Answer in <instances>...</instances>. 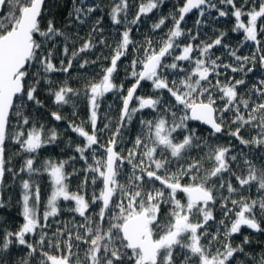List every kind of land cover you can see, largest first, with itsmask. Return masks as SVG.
I'll use <instances>...</instances> for the list:
<instances>
[{
    "label": "snow or ice",
    "instance_id": "1",
    "mask_svg": "<svg viewBox=\"0 0 264 264\" xmlns=\"http://www.w3.org/2000/svg\"><path fill=\"white\" fill-rule=\"evenodd\" d=\"M166 2L139 0L131 20L128 15L134 5L130 0L112 4V24L117 31L119 25L126 26L112 48L109 65L102 68L103 75L85 86L91 130L84 121H69L68 128L83 140L74 148L78 157L47 158L36 166L38 151L57 143L60 136L55 127L46 129L25 114L30 103L37 109L44 107L38 97L41 84L46 85L54 104H69L70 95L78 96L80 90L70 87L66 80L54 86L52 74L69 73L74 60L97 43L111 46L103 38V17L92 21L88 39L79 48H75L78 32L66 30L74 24L82 27L92 18L99 5L90 0H71L66 25L61 27L52 18L42 25L50 11L48 0H0V185L6 172L13 179L19 173L29 175L20 181L24 222L16 231L0 229V264H14L11 249L17 244L27 253L16 264H264V247L258 252L252 249L250 235H244L238 244L232 242L244 227L264 233V195L252 198L242 192L255 187L264 193V166L258 167L243 151L252 146L257 153L264 149V78L246 87L245 92L239 91L247 85L246 77L254 71L257 58L264 69V0H184L183 4L177 0L173 10L167 16L161 14L151 26L155 32L168 19L173 22L160 38L159 48L152 39L138 47L131 38V25H138L141 17L159 11ZM56 6L61 5L57 2ZM212 9L217 12L214 19L229 14L234 18L231 31L243 36L235 48L223 43L228 35L225 31L211 42L193 44L205 23L201 17ZM194 10L198 14L195 35L193 29L181 27ZM94 33L100 35L98 41ZM181 37L188 43L182 44ZM58 43H62L67 58V63L60 59L59 66L53 62ZM249 43L255 51L238 55ZM130 46L134 54L125 73L134 82L123 94L124 84L117 85L114 75ZM217 46L226 49L238 67L221 63L219 56L213 58L212 50ZM100 59H84L79 67ZM221 69L241 73L242 78L226 77L222 82ZM142 82L150 84V94L137 95ZM112 92L120 94L122 104L115 131H111L113 121L107 113L104 118L108 123L103 128L97 126L100 101ZM145 109L154 115L139 119L140 130L129 142L130 147H125V129ZM51 117L55 121L66 119L59 111L51 112ZM193 122L207 126V135H201ZM242 130L256 134L245 139ZM105 131L111 135L101 143L99 136ZM225 131L238 145L231 140L227 144L213 142ZM7 141L19 145L15 155L27 154L19 172L7 167L11 162V157L5 158ZM238 146L240 151H236ZM77 158L83 161L82 168L75 167ZM257 158L264 159V155ZM241 159L246 172L237 174L233 164L238 168ZM69 164L71 172L66 171ZM43 173L49 176L51 192L41 217V189L31 176ZM81 173L76 190H71L69 178ZM61 201L72 206L61 208ZM218 202L222 214L219 221L213 214ZM94 207L98 211L93 212ZM62 211L73 213V219L55 220L57 227L49 234V218L58 217ZM76 215L81 222H75ZM28 236L39 238L29 240Z\"/></svg>",
    "mask_w": 264,
    "mask_h": 264
},
{
    "label": "trees",
    "instance_id": "2",
    "mask_svg": "<svg viewBox=\"0 0 264 264\" xmlns=\"http://www.w3.org/2000/svg\"><path fill=\"white\" fill-rule=\"evenodd\" d=\"M57 2L60 7H57ZM91 3H95L99 5V8L94 13L92 18L86 21L84 26H67L66 30L69 33L75 34L78 32L79 39H77L75 43V48H79L84 40L88 39V32L91 31L92 21L98 17H103L101 20L100 27L103 28V38L106 39L108 45L111 47H104L97 43V46L91 49L88 53H82L76 60L73 62V67L69 69V73H57L52 74L51 78L56 82L54 86H58L61 82L67 81L68 85L74 89H79L80 94L78 96L70 95V103L67 105H56L53 103V98L48 95L46 90V85L41 84L40 89L38 91V97L44 102V107L37 109L31 103L28 108L25 110V114L28 115L32 120H35L38 123L44 124L47 128L55 127L57 131L60 133L57 143L45 145L42 149H40L37 153L39 163L47 158L52 159H68L70 156H77L78 154L74 151L75 145L78 143H83V140L78 137L74 132H72L68 128L69 121L79 124L81 121L85 122V127L90 131V125L87 124L89 118V105L88 100L85 95V86L92 79L99 80V78L103 75L102 68L107 67L110 63V57L112 55V48L115 47L116 43L119 41L120 36L119 32H122L125 28V24H121L118 26L119 31H117V26L113 25L109 16V12L111 10V6L113 3L117 2V0H90ZM131 4L134 5L129 12L128 19L131 20L135 15L136 10L138 9L139 0H130ZM177 0H167L165 4L162 5L159 11H153L151 14L147 16L141 17V20L138 25H131L132 32L131 38L137 42V46H143L146 39H152L154 46L158 49L160 46V38L164 37L167 33L168 29L172 27V20L168 19L164 26L157 31H152V24L156 22L161 14L167 16L168 13L173 10L174 4ZM179 4H183L184 0H178ZM239 6V4L237 5ZM48 7L50 11L44 17L42 25H46V22L49 18L55 20L57 27H61L66 25V16L67 12L71 7V0H48ZM226 10L231 13V8L228 7ZM197 12L194 10L192 13L186 15L185 21L182 22L181 27L185 29H193V35L196 34L195 20L197 19ZM217 16V12L215 9L210 10V14L206 13L204 17H201L205 21L204 24L199 27V36L193 44H199L201 41L211 42L214 40L220 31H225L228 33L226 38L223 40L224 44H228L231 47L235 48L239 42L243 39L242 34L234 33L231 31L235 20L229 14L228 17L214 19ZM246 19V18H245ZM215 30V31H214ZM96 40L98 41L101 37L99 34L94 33ZM264 39V37H261ZM62 39V38H61ZM180 42L182 44H187L188 39L185 37L180 38ZM51 47V45H49ZM214 56L220 57L221 63H231L234 67H238V64L226 54V49L221 46H217L213 50ZM255 51V46L249 43L247 46L242 47L238 55L244 56L249 55L251 52ZM133 49L130 46L129 54L126 57L121 58L118 61V71L114 75V82L119 85L121 82L124 84V93L126 94L127 88L131 86L134 82L131 78L126 76L125 67L130 64L131 59L133 58ZM142 55L141 53H138ZM176 54H179L178 52ZM70 55V53H69ZM101 57L100 60L95 64H89L85 68H80L79 64L83 62L84 59L88 60H96L97 57ZM103 57H108L109 59H103ZM65 59V63H67V58L63 56V45L62 43H58V47L55 49L53 62L59 66L60 59ZM170 59L168 62H170ZM187 65V62H184ZM250 66V65H249ZM130 71V69H129ZM224 75L221 78L222 82H224L226 77H234L235 79L242 78L241 73H232L231 70L221 69ZM264 78V69H261L259 64V59L257 58L256 66L253 72L249 73L246 77L247 85L239 89L241 92H245L246 87H250L252 83H255L259 79ZM142 87L138 89L137 95H148L151 93V88L149 83L142 82ZM167 96V92L164 93ZM120 94L117 92L109 93L105 96L104 99L100 101V109H99V117L98 120V128H103L105 123H108V120L105 119V114L107 113L113 123L111 125V131H115V122L119 119V111L122 107ZM253 99H258L255 95H253ZM133 106H135V102H133ZM59 111L62 116L66 117V119L62 121H55L51 117V112ZM75 113V115H73ZM154 113L151 110L145 109L142 113H138L136 117H134L132 124L125 129V137L126 143L125 147H130V141L134 139L135 135L140 130L139 119L144 117L146 119L152 118ZM193 126L198 127L199 133L201 135H207L208 130L203 126L194 123ZM255 132H249L247 130H242V135L245 139H250L251 136L255 135ZM111 135L110 131H105L103 134L99 136L101 143H106ZM231 140V143L234 145H238V141L234 138H230L227 135V131H225L224 135L219 136L217 140L213 142H219L223 144H227ZM6 153L5 158L11 157V162L7 164L8 168H12L14 171L19 172V169L23 163V160L26 158V153H21L20 155H15L19 151V145L7 141L6 145ZM119 150V149H117ZM102 151V150H101ZM236 151H240V146L237 147ZM243 151L248 153V158L253 160L258 167L264 166V159H258V155H264V149H261L259 153H257L255 146L252 148L244 147ZM234 154V153H233ZM210 166L206 164V167ZM76 168L83 167V161H80L77 158L75 162ZM233 168L237 170V174H242L246 172V166L243 164V160L241 159L239 162V167L237 168L236 164H233ZM125 169L127 170V165H125ZM66 171H72V165L69 164L66 166ZM82 173L78 176H73L69 178V184L71 190L75 191L80 179H82ZM227 179V176L225 177ZM23 179H29V175L27 172L19 173V175L13 179L11 173L5 174L4 182L1 185V199L4 202V207L0 208V229L6 228L11 231H16L18 227L24 222L21 216L22 205L20 203L21 200V192L22 189L20 187V181ZM31 180L35 181L40 185L41 189V204L39 212L42 217V213L45 210V204L48 195L51 192L50 179L47 173L43 174H33L31 176ZM233 185L235 186L237 182L233 178ZM159 186V185H157ZM100 185H97V190ZM91 191V189L89 190ZM243 194L246 196H250L252 198H256L259 195H264V193H258L255 187L251 188V190H242ZM224 195H228L227 191L224 190ZM72 206L69 202L61 201L60 207L67 208ZM231 206V205H229ZM98 211V207L93 208V212ZM213 214L216 217V220L219 221L222 218V214L219 211V202L213 210ZM74 214L62 211L60 215L56 218H49V223L51 224V228L49 229V234L52 231H55L57 225L54 223L55 220L60 221H68L73 219ZM75 222H81V218L76 215ZM211 230L215 231V226L211 225ZM244 235H250L253 238V244L251 246L252 249H255L257 252L261 247H264V233H253L251 230L246 227L242 228V234H236L233 238V244H238L243 240ZM38 236H28L27 239L33 240L38 239ZM12 260L14 264L20 260V258L27 253V249L23 246H19L18 244L12 247ZM82 254V252H81ZM243 259V257H239Z\"/></svg>",
    "mask_w": 264,
    "mask_h": 264
},
{
    "label": "water",
    "instance_id": "3",
    "mask_svg": "<svg viewBox=\"0 0 264 264\" xmlns=\"http://www.w3.org/2000/svg\"><path fill=\"white\" fill-rule=\"evenodd\" d=\"M194 123H196V122H194ZM197 124H198V123H197ZM199 125L203 126L204 128H206V129L208 130L207 126L202 125V124H199ZM0 199H1V185H0Z\"/></svg>",
    "mask_w": 264,
    "mask_h": 264
}]
</instances>
